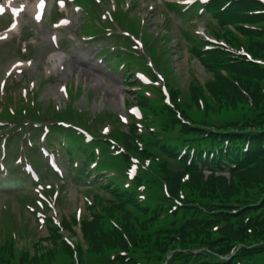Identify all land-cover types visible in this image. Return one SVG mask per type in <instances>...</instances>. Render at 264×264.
I'll list each match as a JSON object with an SVG mask.
<instances>
[{"label": "trees", "instance_id": "1", "mask_svg": "<svg viewBox=\"0 0 264 264\" xmlns=\"http://www.w3.org/2000/svg\"><path fill=\"white\" fill-rule=\"evenodd\" d=\"M256 5L257 3L255 2H233L231 10L219 15V19L224 21L230 20L232 23L236 21L244 23L263 22L264 17L262 16L249 17L242 15L243 13H246L247 10L255 9ZM241 32L250 35V33L244 30H241ZM261 48H264V46L256 45L253 43V40H251V52L255 56L259 55V50ZM197 55L202 59V64L207 70L216 72V69L224 68L230 75L231 79H229V81L218 74L215 82L209 86L210 94L218 103H221L228 108H235L239 103H248V99L243 91L245 90L250 93L255 104V117L251 120L246 119L240 124L233 123V126L239 128L241 134L231 131L229 132V136H231L230 140L234 139L236 142H243V138L249 140L251 148L246 155V161L244 163L239 162L238 156L234 158V162L239 165L238 169L234 172L240 180L239 183H235L234 181L230 182L225 178L216 176L214 173H211L210 176L206 177L204 173L194 166V164L191 167H187L184 162H180L181 165L179 166L181 169L179 175L168 171L166 169V164L163 163L161 167L162 175L166 179L172 195L177 196L178 187L180 186V178L184 173H189L190 181L186 184V187L189 188L190 191L198 194L201 198L210 201L209 204L205 205L206 208L201 207L205 209L206 212H210L212 203L215 202L222 204V208H211V212H217L215 218L218 221H227L226 227L218 231V234L224 238L222 240L224 248L219 253L220 255L226 254L232 246L236 245L250 244L251 246H254L251 251L248 250L249 248L247 247L239 251L236 258L241 260L248 258L252 252L254 254L264 252V201L260 202L261 206L259 207L252 208L253 206H249L256 204L261 199L264 200V104H262L264 103V93H262L260 88L261 82L264 81V69L259 66L246 64L242 61H239L236 64L230 63V60L227 62L224 58L225 54L222 52L202 54L197 51ZM254 80H256L255 83ZM194 89V100H196L197 94L201 93V88L195 86ZM141 105L149 108L146 101L141 102ZM248 130H251L254 133H245ZM155 144L157 145V143ZM223 185L226 186V190L222 189ZM241 190L243 192L242 196V192L240 193ZM251 192H254L255 196L250 202L245 203L239 200L240 198L246 199ZM236 206L240 210H237V213L233 214L234 210L232 209ZM115 210H119L123 214V219L125 220L126 212L124 205L121 204L118 208H113L109 210V212L112 213ZM228 214H231V216ZM201 215H203L202 212ZM247 216H250V218H247ZM232 219L238 228L234 227ZM193 221H199V217L197 215H191V220L184 225L181 231L175 230L173 232H168L166 235L167 237H164L163 235V239L165 240H158L160 237H156V239L152 241L148 237H142L139 244L143 247L145 245L151 246L153 244V246L156 247L157 253L162 257H167L170 251H185V253L181 255L185 258L183 261L184 264H191V261L193 262L192 264H202L201 258L192 254V249L208 247L213 251L214 247L210 244L205 246L206 243L204 242L203 236L206 237L208 243L210 235L201 228L198 222ZM244 221L249 222L245 224ZM145 226L147 225H143L142 227ZM100 227L101 223L98 218H95L93 222H88V224L84 225V235L87 244L94 253L101 254L100 251L105 248L111 251L116 249H119V251H128L131 246L135 247V241L132 239V235L134 236V234L130 235L129 233V231L131 233L134 231L132 226H130V228L129 226L126 227L129 239L132 241L128 244L126 242V239L128 240V238L125 239V237L119 233H115L114 235L104 234L102 229L100 230ZM199 236L200 239L198 243ZM64 250L66 252L69 251V253L72 251L69 246H65ZM50 254L53 255L52 252H50ZM70 255L72 256L73 254ZM178 256V254H175L173 259H178ZM34 262L38 263L37 257L34 259ZM27 263V255L25 254L22 259V264ZM4 264H9V261H4ZM117 264H125V262L122 261Z\"/></svg>", "mask_w": 264, "mask_h": 264}, {"label": "rangeland", "instance_id": "2", "mask_svg": "<svg viewBox=\"0 0 264 264\" xmlns=\"http://www.w3.org/2000/svg\"><path fill=\"white\" fill-rule=\"evenodd\" d=\"M156 20L154 16H151L149 21ZM157 21V20H156ZM207 19H203L200 21L199 26L206 27ZM197 28V27H196ZM149 29L153 32L160 33L169 31L172 35V39L170 40L171 46L174 48L171 60L173 64V68L175 71V75L177 77V84L182 89L185 87H190L193 80H200L209 82L210 84L213 83V77L211 75V72L206 70L203 65L200 64L199 60L196 58H192V56H189V53L186 51V45L187 42L184 39V35L181 32V29L178 28L175 25H169L167 28L160 29L157 27L156 23L149 26ZM185 29V28H184ZM177 43H180L182 50H177ZM175 46V47H174ZM12 62L10 57L2 56L0 58V71H2L4 68H6L10 63ZM41 73V68L38 67L36 74L39 75ZM107 83H112L107 78ZM83 87L86 88V92L84 95H82L79 98V101L77 102V105L80 106V104H83L86 109H90L93 113L99 111L101 109L102 102H105L107 107L109 109H113V112L118 111L119 109L123 110V107L119 103V94H114L113 91H107L104 90V87L106 86V83H99L103 87V89H96L95 85H93L92 79H85L81 78ZM118 87L121 86V82H117ZM109 97V98H108ZM193 93L190 94L188 97H182L181 103L185 105H190L192 107L190 108H184L187 111V114L189 117L194 120L196 123H204L209 126H213V124H219L220 127H227L231 121L243 119L246 120L250 116V111L247 106L239 105L236 110L231 109H220V103L215 101L212 96H209L206 94V104L209 105L208 108L211 111H198L193 106ZM130 100H133V97L130 98ZM215 111V112H212ZM149 138L145 140V142L148 141ZM147 160V159H146ZM160 162L166 163L167 168L172 171V173L175 174V172L178 169L176 165L173 164L172 161L168 160L167 158H163V156H160ZM159 162L155 163V160H151L148 169L143 174L146 175L147 178H149L150 184L145 185L146 190L145 194L149 196L150 200L155 201L156 204H161L163 202V196H164V186L162 183L159 182L157 175L158 170L159 172L161 169L158 168ZM177 173V172H176ZM154 175H156L154 177ZM82 184H76L73 181L68 183V186L63 194V202L61 205L62 207L59 208L60 215L63 214V216H72L74 214V211L77 207H83L84 197H83V191H85V186H81ZM216 189V188H215ZM224 190H226V186L223 185ZM99 191L97 188H94L91 190V192ZM218 191V190H217ZM242 191H240L241 193ZM185 201L187 205H189V214L198 215V208L206 207V204H209L210 201L207 199L201 198L198 194L192 192V191H184ZM6 203H11L14 206V212L17 214V217L23 216L26 219L27 225L29 230L33 233H36L37 230V224L33 217L26 211H24L22 206L19 205V202L16 199H13L11 196L6 194L5 199ZM3 201H0V204ZM19 208V209H17ZM62 208V209H61ZM187 209H183L182 211L179 210L178 212L172 211L171 213L167 214L163 218H159L155 223L152 225H148L145 227H140L137 229H134V231L130 233L132 235V239L135 241V247L131 246L130 250L128 251H119V249H116L115 251L102 249L100 252L101 254H96L93 252V250L86 245L85 247V253L79 255L74 252L72 249L71 253L69 251H65V246H68L66 244L62 245V248H59L57 243L50 244V242L46 243L45 247L40 248L36 251V257L37 259L44 253V251L47 252H54L53 256L51 258L45 257L41 261V264H112V263H120L125 262V264H131L133 261L136 262V264H164L165 262L169 261L171 264H184L183 261L185 260L184 257L181 255L185 253V251H177L174 253V251H170L167 255V257H162L160 254L157 253L156 247L149 245H145L144 247L139 244V241L142 237H148L150 240L154 241L156 237L158 240H165L164 237H167L168 232L173 231H181L184 224V217H185V211ZM83 214H86L84 212V208L82 211ZM2 223H1V216H0V238H3V240H7V237H5L4 229H1ZM78 230V234H79ZM162 233V234H159ZM128 236V233H126ZM80 235V234H79ZM162 235V236H161ZM210 240L207 243L206 237L203 236L204 242L206 243L205 246L208 244L212 245L214 247V250L212 251L208 247H201V248H193V253H198V257L205 259V249L209 252H212L211 254L219 253L221 250H223L224 245L222 244V240L224 239L221 237L220 234H218L216 231L210 232ZM196 236V234H195ZM194 237V235H193ZM200 236L198 237V243H199ZM129 240V241H128ZM126 240L127 244L129 242H132L129 239ZM71 242L75 244H81V241L78 240V238L73 235L70 239ZM54 242V241H53ZM77 242V243H76ZM187 242V240H186ZM199 245V244H198ZM24 246V245H22ZM42 247V246H41ZM199 251V252H198ZM70 254H73L72 256ZM178 254V259H170L173 255ZM195 255V254H194ZM113 258L115 260L113 261ZM193 262L191 261V264ZM10 264H17V261L15 259L12 260ZM242 264H264V253L256 254L254 256L248 257L246 260L242 262Z\"/></svg>", "mask_w": 264, "mask_h": 264}, {"label": "bare ground", "instance_id": "3", "mask_svg": "<svg viewBox=\"0 0 264 264\" xmlns=\"http://www.w3.org/2000/svg\"><path fill=\"white\" fill-rule=\"evenodd\" d=\"M76 72H77L78 74H80V75H82V74H84V73L89 74L88 71H86V70H84V69H81V68H77V69H76Z\"/></svg>", "mask_w": 264, "mask_h": 264}, {"label": "snow or ice", "instance_id": "4", "mask_svg": "<svg viewBox=\"0 0 264 264\" xmlns=\"http://www.w3.org/2000/svg\"><path fill=\"white\" fill-rule=\"evenodd\" d=\"M42 3H43V0H41V5H42Z\"/></svg>", "mask_w": 264, "mask_h": 264}]
</instances>
